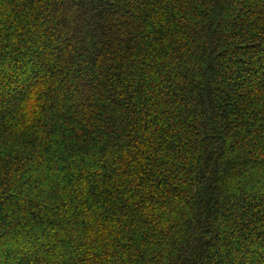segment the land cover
<instances>
[{"label": "trees", "instance_id": "16d2710c", "mask_svg": "<svg viewBox=\"0 0 264 264\" xmlns=\"http://www.w3.org/2000/svg\"><path fill=\"white\" fill-rule=\"evenodd\" d=\"M0 264H264V0H0Z\"/></svg>", "mask_w": 264, "mask_h": 264}]
</instances>
